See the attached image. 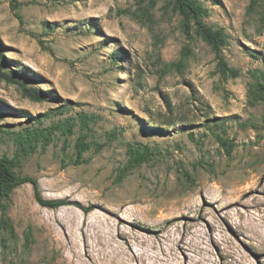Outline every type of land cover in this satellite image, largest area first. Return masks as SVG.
<instances>
[{
	"label": "rangeland",
	"instance_id": "374dc122",
	"mask_svg": "<svg viewBox=\"0 0 264 264\" xmlns=\"http://www.w3.org/2000/svg\"><path fill=\"white\" fill-rule=\"evenodd\" d=\"M196 1L220 56L177 0H0V158L75 202L0 196V264H264V0Z\"/></svg>",
	"mask_w": 264,
	"mask_h": 264
},
{
	"label": "trees",
	"instance_id": "16d2710c",
	"mask_svg": "<svg viewBox=\"0 0 264 264\" xmlns=\"http://www.w3.org/2000/svg\"><path fill=\"white\" fill-rule=\"evenodd\" d=\"M180 12L184 17V26L187 34H190L191 21L194 20L198 25L199 32L212 45L214 51L220 56L222 45L225 42V35L215 30L212 26L203 22V9L196 0H177ZM226 66L225 63L222 62ZM40 88H38L39 90ZM28 93L33 97H38L37 89H28ZM25 183H31L34 187L35 198L39 204L50 208H59L66 205L75 204L74 201L67 198H49L42 194L39 179L32 175H22L17 173L7 157L0 158V196L10 200L14 190ZM86 212L93 210L92 207H86Z\"/></svg>",
	"mask_w": 264,
	"mask_h": 264
}]
</instances>
